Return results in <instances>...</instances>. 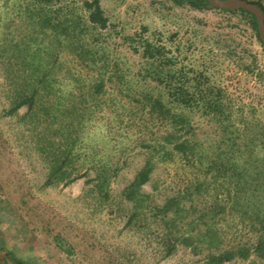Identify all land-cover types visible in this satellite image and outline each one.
<instances>
[{
	"label": "trees",
	"instance_id": "trees-1",
	"mask_svg": "<svg viewBox=\"0 0 264 264\" xmlns=\"http://www.w3.org/2000/svg\"><path fill=\"white\" fill-rule=\"evenodd\" d=\"M101 1L83 3L87 23H80L63 0H0V76L8 105L2 118L17 120L30 149L45 165L43 187H68L84 179L99 200L111 199L112 183L123 167L116 165L105 144L113 142L111 151L125 154L123 140L130 137V127L124 126L120 109L127 101L120 94L135 92L128 95V103L147 117V123L132 131L144 164L121 192L129 207L125 228L154 225L163 260L185 249L205 256V264L235 260L264 264V100L242 104L218 80L220 68H230L236 56L241 71L255 73L261 81L264 66L257 65L256 56L248 63L246 53L252 55L251 51L238 53L227 46L226 60L209 61L195 70L175 54L173 36L171 44L140 36V45L134 40L131 46L142 55L143 77L151 89L136 92L120 73L110 74L102 67L86 84L78 68L66 67L63 52L70 51V58L87 66L97 65L99 52L87 47L83 37L89 29L109 26ZM170 1L238 17L264 55L252 13L216 9L206 0ZM249 1L264 12V0ZM115 78L119 82L109 95L108 83ZM192 113L218 124L222 139L212 153L197 140ZM151 125L157 131L145 138ZM160 164L181 165L187 177L163 199L144 190ZM14 264L32 263L17 259Z\"/></svg>",
	"mask_w": 264,
	"mask_h": 264
},
{
	"label": "rangeland",
	"instance_id": "rangeland-1",
	"mask_svg": "<svg viewBox=\"0 0 264 264\" xmlns=\"http://www.w3.org/2000/svg\"><path fill=\"white\" fill-rule=\"evenodd\" d=\"M86 1L91 0H63L62 4L78 14L80 23H87V12L82 8ZM101 5L109 26L89 29L83 37L87 47L99 52L97 65L87 66L70 58V51L63 52L66 67L78 68L86 84L102 67L110 74L120 73L136 92L151 89L153 85L143 77L142 55L131 46L134 40V45H140V36L169 44L173 36L177 49L181 45V53L177 49L175 52V46L173 51L195 70L209 61L226 60L227 46L238 53L242 49L251 51L252 55L246 53L248 63L256 56L257 65L264 66L259 44L238 17L212 10L197 11L170 0H102ZM237 59L230 60V68H220L221 79L219 75L216 79L228 86L232 97L242 104L264 100V80H258L255 73L241 71ZM118 82L115 78L108 83L109 95ZM2 85L0 76V264H14L17 259L32 264H205V256H194L185 249L163 260L161 238L153 224L133 231L125 228L129 207L121 192L144 164L135 141L138 136L132 131L137 132L141 124L147 123V117L128 103V95L135 92L120 94L127 101L121 102L125 108L120 111L124 126L130 127V137L123 140V156L118 150L111 151L113 142L105 144L110 145L108 154L114 155V162L123 169L112 183L111 199L102 202L84 179L68 187H43L47 178L45 165L30 149L29 139L20 132L17 120L2 118L3 108L8 107ZM24 113L25 109L20 111V115ZM192 119L197 140L212 153L222 139L218 124L199 113H192ZM151 131L156 132L157 127L151 125L150 132L143 136L151 137ZM186 181L181 165L160 164L144 190L163 199ZM227 264L261 263L235 260Z\"/></svg>",
	"mask_w": 264,
	"mask_h": 264
},
{
	"label": "water",
	"instance_id": "water-1",
	"mask_svg": "<svg viewBox=\"0 0 264 264\" xmlns=\"http://www.w3.org/2000/svg\"><path fill=\"white\" fill-rule=\"evenodd\" d=\"M208 4L216 9L237 11L243 9L252 13L257 19L259 37L264 45V12L249 0H206Z\"/></svg>",
	"mask_w": 264,
	"mask_h": 264
}]
</instances>
